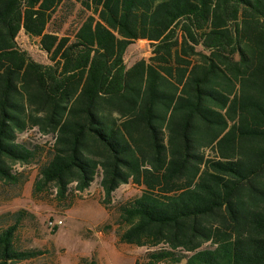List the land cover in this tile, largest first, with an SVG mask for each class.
Segmentation results:
<instances>
[{
    "label": "trees",
    "instance_id": "1",
    "mask_svg": "<svg viewBox=\"0 0 264 264\" xmlns=\"http://www.w3.org/2000/svg\"><path fill=\"white\" fill-rule=\"evenodd\" d=\"M29 128L55 138L36 190L142 186L119 206L136 264H264V0H0V180L36 159ZM22 212L0 264L45 253L17 246Z\"/></svg>",
    "mask_w": 264,
    "mask_h": 264
},
{
    "label": "rangeland",
    "instance_id": "2",
    "mask_svg": "<svg viewBox=\"0 0 264 264\" xmlns=\"http://www.w3.org/2000/svg\"><path fill=\"white\" fill-rule=\"evenodd\" d=\"M18 42L36 60L50 62L38 37L29 36L22 30ZM152 49L150 41L136 40L127 51V65L141 58L148 59ZM19 140L27 141L35 148L37 156L32 162L14 165L20 177L18 183L0 180V222H15L19 212L23 211L16 234L17 246L45 251L19 264H88L91 260L98 264H136L137 260H144L149 246L125 243L119 238V232L127 228L120 221L119 206L138 196L142 186L134 182L122 184L108 204L104 202L100 174L85 190H79L76 183H72L62 198L54 184L36 190L41 165L48 158L55 138L38 128H29L20 134ZM51 219L56 223L62 219L63 224L55 228L50 224Z\"/></svg>",
    "mask_w": 264,
    "mask_h": 264
},
{
    "label": "built area",
    "instance_id": "3",
    "mask_svg": "<svg viewBox=\"0 0 264 264\" xmlns=\"http://www.w3.org/2000/svg\"><path fill=\"white\" fill-rule=\"evenodd\" d=\"M50 224H51V226H58V225H60V224H63V220H62V219H59V220L57 221V223H56L55 220L51 219V220H50Z\"/></svg>",
    "mask_w": 264,
    "mask_h": 264
}]
</instances>
